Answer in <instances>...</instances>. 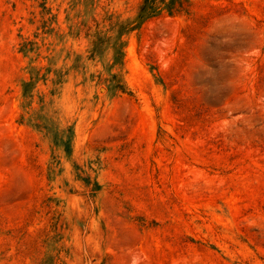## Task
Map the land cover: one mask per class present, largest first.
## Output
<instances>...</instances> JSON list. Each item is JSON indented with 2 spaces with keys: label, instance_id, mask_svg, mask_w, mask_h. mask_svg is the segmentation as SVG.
<instances>
[{
  "label": "rangeland",
  "instance_id": "rangeland-1",
  "mask_svg": "<svg viewBox=\"0 0 264 264\" xmlns=\"http://www.w3.org/2000/svg\"><path fill=\"white\" fill-rule=\"evenodd\" d=\"M0 264H264V0H0Z\"/></svg>",
  "mask_w": 264,
  "mask_h": 264
}]
</instances>
